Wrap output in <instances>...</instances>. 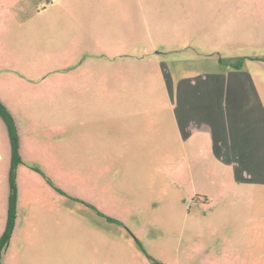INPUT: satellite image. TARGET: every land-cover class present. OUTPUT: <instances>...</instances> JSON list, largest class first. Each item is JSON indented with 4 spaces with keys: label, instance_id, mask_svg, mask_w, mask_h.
Wrapping results in <instances>:
<instances>
[{
    "label": "rangeland",
    "instance_id": "1",
    "mask_svg": "<svg viewBox=\"0 0 264 264\" xmlns=\"http://www.w3.org/2000/svg\"><path fill=\"white\" fill-rule=\"evenodd\" d=\"M0 99L73 264H264V0H0Z\"/></svg>",
    "mask_w": 264,
    "mask_h": 264
},
{
    "label": "crops",
    "instance_id": "2",
    "mask_svg": "<svg viewBox=\"0 0 264 264\" xmlns=\"http://www.w3.org/2000/svg\"><path fill=\"white\" fill-rule=\"evenodd\" d=\"M0 101L4 104L2 99H0ZM9 112L13 115L18 127L20 151L23 159L26 151H24L23 149L18 121L15 115L10 110ZM212 122L215 123L213 120ZM9 164H10V147H9L8 136L5 126L0 120V236L4 230V226L6 222L7 195H8L7 173L9 169ZM23 166L28 167L27 165H25V162ZM23 166H21L18 170L17 218H16V225L12 237V240L16 242L18 241V238L20 239L19 247L21 246V249L20 252L16 254L15 256L16 259L12 260V262L14 264H73L72 256L70 254L65 253V248L68 242L61 240L60 237H58L57 239H54L55 237L51 238L49 236L43 238L44 235H46L47 230H36L31 227H27V216L24 217L25 212H29L32 210L33 207L32 206L28 207V202L30 201L29 198L34 196L36 192L30 191L27 192L28 193L27 195L24 194L23 192L24 183L22 180V173H24L23 172L24 170L22 169ZM23 198H28V199L23 200ZM41 224H50V220L48 219L46 221H43ZM24 241L27 243L29 248L23 246ZM21 250H22V254H21ZM35 251H40V253L35 255L34 254ZM6 254L7 252L5 253V256L3 258V264H6V260H7ZM75 258L77 260H81L83 258V255H77ZM89 260L91 262L95 261V256L89 257ZM9 263L11 264V260Z\"/></svg>",
    "mask_w": 264,
    "mask_h": 264
},
{
    "label": "trees",
    "instance_id": "3",
    "mask_svg": "<svg viewBox=\"0 0 264 264\" xmlns=\"http://www.w3.org/2000/svg\"><path fill=\"white\" fill-rule=\"evenodd\" d=\"M240 61L237 64L233 63V69L240 68ZM0 120L5 126L9 147H10V164L7 173V184H8V195H7V214L4 230L0 236V264H3V258L5 256L6 250L12 240L16 218H17V205H18V170L24 165V161L21 156L20 143H19V132L16 121L13 115L9 112L7 107L0 101ZM32 170L40 172V170L31 168ZM47 183L50 184L58 193L64 194L59 188L52 185L48 180ZM149 260L153 264H161L160 262L149 257Z\"/></svg>",
    "mask_w": 264,
    "mask_h": 264
}]
</instances>
